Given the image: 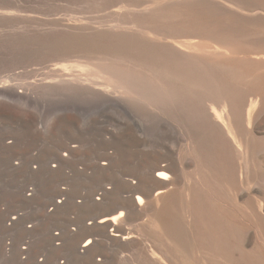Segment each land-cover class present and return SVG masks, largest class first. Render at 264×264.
Masks as SVG:
<instances>
[{
  "label": "bare ground",
  "instance_id": "bare-ground-1",
  "mask_svg": "<svg viewBox=\"0 0 264 264\" xmlns=\"http://www.w3.org/2000/svg\"><path fill=\"white\" fill-rule=\"evenodd\" d=\"M40 2L53 28L20 43L63 110L0 108V258L264 264V0Z\"/></svg>",
  "mask_w": 264,
  "mask_h": 264
},
{
  "label": "rangeland",
  "instance_id": "rangeland-1",
  "mask_svg": "<svg viewBox=\"0 0 264 264\" xmlns=\"http://www.w3.org/2000/svg\"><path fill=\"white\" fill-rule=\"evenodd\" d=\"M0 1H5L13 7L20 8L15 11L16 15L0 20V80L5 79L9 83L16 84V90H21L24 86L30 89L28 92L29 97L23 96L12 100L6 93H0V108H10L17 115L21 111H26L40 120L50 123L56 113L62 112L61 102L55 97L48 95V93L39 92L35 88L31 89V86L33 87L37 84L35 82H38L40 74L47 69L45 65L49 62L43 61L45 59L40 56L37 49L22 48L20 41H25L26 37L32 34H42L51 31L54 24L53 18L56 15L51 14V8L43 6L40 0ZM22 8L24 9L22 10ZM2 119L0 117V126H2ZM52 151L53 145L47 139L39 142L38 149L34 150V152L39 153L43 157L49 156ZM0 181L3 186H8L14 184L15 179L7 176ZM0 264L9 263L4 262L0 258Z\"/></svg>",
  "mask_w": 264,
  "mask_h": 264
}]
</instances>
